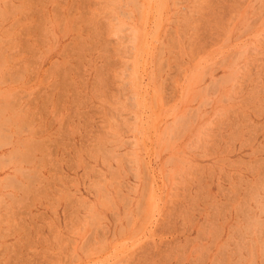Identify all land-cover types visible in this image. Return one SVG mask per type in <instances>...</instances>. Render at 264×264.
Masks as SVG:
<instances>
[{"label": "rangeland", "instance_id": "obj_1", "mask_svg": "<svg viewBox=\"0 0 264 264\" xmlns=\"http://www.w3.org/2000/svg\"><path fill=\"white\" fill-rule=\"evenodd\" d=\"M0 264H264V0H0Z\"/></svg>", "mask_w": 264, "mask_h": 264}]
</instances>
